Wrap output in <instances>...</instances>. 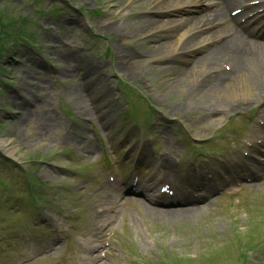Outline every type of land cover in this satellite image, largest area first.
Segmentation results:
<instances>
[{
  "label": "rangeland",
  "instance_id": "rangeland-1",
  "mask_svg": "<svg viewBox=\"0 0 264 264\" xmlns=\"http://www.w3.org/2000/svg\"><path fill=\"white\" fill-rule=\"evenodd\" d=\"M168 2L0 0V13L5 12L12 21L15 18H18L16 22L19 19L28 21L14 27L7 26L8 39L3 37L5 27L2 28L0 23V78L9 83L5 86L0 81V105L5 107L0 108V140L8 142L0 144V166L6 170L12 166L20 169L23 166L26 171L34 169L39 181L51 183L54 191L64 189L62 194L69 196L67 200L72 199L64 208L46 213L50 228L59 230L60 239L56 244H62V249L58 252L47 249L45 253L48 254L38 256L43 260L32 264H43V261L101 263L99 251L90 252L85 248L87 238L79 236L75 226L69 222L62 226L58 222L61 217L66 220L63 212L77 214L73 205L82 203L83 190L87 191L86 196H94V202L104 195L100 183L90 186L86 179L81 180L86 168L102 152L99 135L108 138L111 151L118 141V152L127 146V153H112L111 156L122 161L130 159L132 163L136 159L144 162V156L149 154L141 150L139 156L137 148L145 144L143 148L149 150L151 145L159 142L163 153L168 144L165 138L171 137L177 147L173 166L180 152L186 151L193 142L185 130L208 138L235 113L236 109L226 115V111L222 114L209 112L208 108H202L198 96L192 107H187L192 72L199 69H189L190 73L184 78L188 58L176 52L175 46L180 33L188 29L182 30L183 27L177 25L180 19H169L165 15L160 16L162 20L157 19L160 23L145 24L152 18L148 12L151 7L165 9ZM17 27L27 36L33 32V43L21 42L17 46V39L12 37L15 33H11ZM107 49L109 56L106 55ZM119 79L134 88L127 92V96L129 98L130 94L136 104L135 116L139 117V125L126 110V92L120 83L117 84ZM140 94L150 96L164 114V119L160 115L152 119L150 129L141 117L147 111L141 108V104H147L139 98ZM240 95H224L229 102L225 107L231 104V100L238 103L236 100L241 98ZM217 118L219 122L215 121ZM212 122V126L217 123V127L205 130L204 125ZM96 129L99 134L92 133ZM119 134L121 139H115ZM83 137L87 139L83 140ZM4 160L10 161L9 164ZM22 176L18 169L10 188L0 184L1 198L8 201L7 215L0 217L1 249L18 244L15 237L21 232L38 233L34 223L40 221L48 207L58 208L54 204L49 206L47 195L33 181L26 184L25 196L20 197L18 192L23 188L17 180ZM3 180L0 178V183ZM89 199L85 197L86 201ZM140 204L126 207L124 217L109 223L102 231L94 219V210L99 207L88 209L91 235L98 239L96 235L100 233L106 238L101 242L103 251L108 245L115 250L106 252L107 259L103 264H166L168 259L177 260L179 264H245L239 258L241 251L235 247L239 244L236 238L243 233L250 235L256 228L249 226L245 230L246 211H254L251 206L241 207L234 202L236 208L230 211V207L219 200L195 216H176L144 209ZM4 210L0 205V213ZM16 210L20 214L13 215V222L9 216ZM235 219H238L237 223ZM81 225L88 228L86 223ZM73 238L75 244H72ZM45 239V242L50 241V237ZM251 239L247 240L248 244ZM23 246L27 253L30 252L29 257L46 250L39 241L27 240ZM52 252L56 254L51 257ZM4 254L10 253L0 251V264L7 260Z\"/></svg>",
  "mask_w": 264,
  "mask_h": 264
},
{
  "label": "bare ground",
  "instance_id": "bare-ground-1",
  "mask_svg": "<svg viewBox=\"0 0 264 264\" xmlns=\"http://www.w3.org/2000/svg\"><path fill=\"white\" fill-rule=\"evenodd\" d=\"M161 2H168V7L179 6L181 4H192L198 6L205 3L208 0H157ZM213 3L212 0L208 1ZM241 2L240 0H222L219 2V6L209 10L207 13H200V16H194L195 18H188L189 20L180 21V27L185 28L188 31L180 33L176 43H181L179 50H186L194 45L203 43L206 40H212L220 35H228L233 31V34L227 38L223 43L217 47H211V50L205 54L202 59H198V64L201 67L208 65L211 61H216L219 64L221 62H229L231 69L227 72L220 74H214L207 80H203L200 84L196 81L202 73L199 70H193L192 72V86L187 89L188 101L187 107L193 105L194 99L198 96L200 105L202 108L215 109V110H229L233 107V102L226 106V98L224 95L236 96L241 93V98L236 101H243L248 99L246 104L258 100V98L264 93V41L255 42V39L247 34L241 27L235 24L237 18H229V11L233 5ZM165 8V7H164ZM158 8L154 7L153 10ZM155 16V15H154ZM152 17V18H151ZM151 20H148L145 24L152 26L153 24L160 23L157 21V17L151 16ZM154 18V19H153ZM218 25L216 29H211L214 25ZM200 29L202 32L201 37L194 35V29ZM208 30V31H206ZM223 33V34H222ZM194 39V40H193ZM193 40V41H191ZM194 43V44H193ZM170 46V45H168ZM200 67V70L203 68ZM190 73L188 68H185L183 77ZM198 73V76L195 75ZM190 75V74H189ZM188 77V76H187ZM190 80V82H191ZM194 82V83H193ZM197 94V95H196ZM225 108V109H224ZM8 142L6 140H0V144L4 145ZM194 199V197H191ZM193 201V200H192ZM189 208V207H188ZM191 209V208H190ZM188 210L181 213L187 214ZM197 213V211H195Z\"/></svg>",
  "mask_w": 264,
  "mask_h": 264
}]
</instances>
